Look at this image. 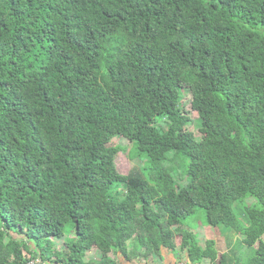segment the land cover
<instances>
[{
    "label": "trees",
    "instance_id": "trees-1",
    "mask_svg": "<svg viewBox=\"0 0 264 264\" xmlns=\"http://www.w3.org/2000/svg\"><path fill=\"white\" fill-rule=\"evenodd\" d=\"M196 207L246 251L199 244ZM263 235L264 0H0V264H264Z\"/></svg>",
    "mask_w": 264,
    "mask_h": 264
},
{
    "label": "rangeland",
    "instance_id": "rangeland-1",
    "mask_svg": "<svg viewBox=\"0 0 264 264\" xmlns=\"http://www.w3.org/2000/svg\"><path fill=\"white\" fill-rule=\"evenodd\" d=\"M190 91L187 87H184L181 92L180 103L183 105V108L187 111V115L190 118L189 125L196 136L200 135V127H201V119L199 115L190 109ZM112 140L120 146V150L114 156V162L117 170L121 174H127L133 168L142 167L141 162H139L138 158L132 156V143L128 139L121 137L119 135H115ZM169 155L172 157L173 152L171 151ZM177 156L173 161L168 162V167L173 174L175 181L177 184H186L189 180V176L185 173V166L182 163L183 158ZM141 172L144 174L146 178L149 177L147 170L141 168ZM151 182V181H150ZM152 183V182H151ZM243 203L235 202L234 209L238 216H240V209H242ZM179 226L181 228H189L195 235L199 244H203L204 241L208 238H212L216 240V244L219 251H228L233 246L235 248V243L239 238L237 233L229 232V230L223 226H221V230L223 232L222 235L216 236L211 226L206 223V213L202 207H196L194 212L189 216L183 218ZM68 237V235H66ZM65 236V237H66ZM264 240V235H263ZM52 250H61L64 249V237L61 238H51ZM178 244V241H177ZM244 246H240V248H235V254L241 255L242 252H245ZM251 251H249V254ZM178 256V257H177ZM185 253L184 251H175L172 252L170 250H163L162 256L159 255H149L147 258H134L132 259V263L136 264L138 261L143 262L145 264H165L169 260L176 262L175 264H184ZM28 257V255H27ZM55 256H52V260ZM177 257V258H176ZM101 258L98 251L92 249L88 250L85 253V260H94L98 261ZM40 262L39 260H30L28 264H37ZM121 263V262H120Z\"/></svg>",
    "mask_w": 264,
    "mask_h": 264
},
{
    "label": "crops",
    "instance_id": "crops-1",
    "mask_svg": "<svg viewBox=\"0 0 264 264\" xmlns=\"http://www.w3.org/2000/svg\"><path fill=\"white\" fill-rule=\"evenodd\" d=\"M121 264H134V263H132V261H126V260H124V259H122L121 261ZM176 262H174V260L173 261H168L167 263H165V264H175ZM136 264H145V263H143V262H140V261H138Z\"/></svg>",
    "mask_w": 264,
    "mask_h": 264
}]
</instances>
